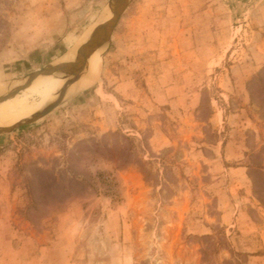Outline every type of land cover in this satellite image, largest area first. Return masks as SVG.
Instances as JSON below:
<instances>
[{"label": "rangeland", "instance_id": "rangeland-1", "mask_svg": "<svg viewBox=\"0 0 264 264\" xmlns=\"http://www.w3.org/2000/svg\"><path fill=\"white\" fill-rule=\"evenodd\" d=\"M110 2L0 0V83ZM101 50L85 90L0 135V264H264V0H128Z\"/></svg>", "mask_w": 264, "mask_h": 264}, {"label": "bare ground", "instance_id": "bare-ground-1", "mask_svg": "<svg viewBox=\"0 0 264 264\" xmlns=\"http://www.w3.org/2000/svg\"><path fill=\"white\" fill-rule=\"evenodd\" d=\"M104 11L105 12L102 13L81 35L74 48L69 49L63 57L59 58L58 62L56 60L55 65L53 62L52 66L75 62L77 51L88 48L89 43H87V41L91 34H101L104 31L107 22L112 18V12L108 8ZM98 52L99 49L91 54L85 63L74 66L71 69L69 79H63L61 74L54 72L47 75H35L21 81L13 80L8 84L0 83L1 86L5 87L2 95H9L20 91L19 93H15L10 97L0 100V128L11 127L22 120L30 118L36 112L49 106L65 86V83L68 82L67 80H69V83L65 90V97L73 95L74 89H82L92 80L98 78ZM83 90L85 89L79 90L76 93ZM32 96L38 97V100L36 102H29V99Z\"/></svg>", "mask_w": 264, "mask_h": 264}, {"label": "water", "instance_id": "water-1", "mask_svg": "<svg viewBox=\"0 0 264 264\" xmlns=\"http://www.w3.org/2000/svg\"><path fill=\"white\" fill-rule=\"evenodd\" d=\"M128 6V0H111L109 4V10L112 12V18L107 22V25L104 29V31L99 34H91L89 40L87 43H89L88 48L84 50H78L77 51V58L74 63L70 64H59L56 66L48 65L44 67L43 69L32 73L28 77H33L35 75H47L54 72H57L62 75L63 79H69L71 69L74 66L80 65L85 63V61L88 59V57L93 54L96 50L102 48V50L107 46V44L110 41L112 32L121 17V15L125 12L126 8ZM101 50V51H102ZM27 77V78H28ZM65 83V86L61 89L59 94L56 96L55 100L49 104V106L43 108L42 110L36 112L33 114L30 118H27L25 120H22L21 122H18L17 124H14L11 127L7 128H0V135L7 134L15 130L16 128H19L24 125L31 124L37 120H40L50 114L54 109H56L65 99V90L69 83ZM4 98H0L2 100Z\"/></svg>", "mask_w": 264, "mask_h": 264}, {"label": "trees", "instance_id": "trees-1", "mask_svg": "<svg viewBox=\"0 0 264 264\" xmlns=\"http://www.w3.org/2000/svg\"><path fill=\"white\" fill-rule=\"evenodd\" d=\"M263 70H264V69H263ZM262 86H264V79H262L261 75L257 76V77L253 80V82H249V88H248V91H249V95H250L251 100L254 99V94H255L254 91H255V92H256V91L258 92V90H260V91L264 90V88H263ZM260 88H261V89H260ZM95 146H96V145H95ZM124 155H125V157H129V154H128V153H126V154H124ZM27 187H28V188H27L28 195L31 196V193H32V187H31V184L29 183ZM31 204H32V202H31ZM30 208H32V207L29 205V206L27 207V210H29ZM204 238L207 239V240H212V239H213L212 236H209V235L205 236Z\"/></svg>", "mask_w": 264, "mask_h": 264}]
</instances>
